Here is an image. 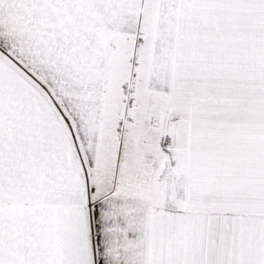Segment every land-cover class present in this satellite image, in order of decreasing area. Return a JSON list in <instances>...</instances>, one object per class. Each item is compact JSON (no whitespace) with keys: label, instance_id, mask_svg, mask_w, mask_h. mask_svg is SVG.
Listing matches in <instances>:
<instances>
[{"label":"snow or ice","instance_id":"snow-or-ice-1","mask_svg":"<svg viewBox=\"0 0 264 264\" xmlns=\"http://www.w3.org/2000/svg\"><path fill=\"white\" fill-rule=\"evenodd\" d=\"M0 264H264V0H0Z\"/></svg>","mask_w":264,"mask_h":264}]
</instances>
